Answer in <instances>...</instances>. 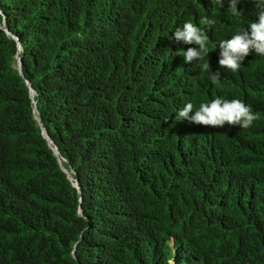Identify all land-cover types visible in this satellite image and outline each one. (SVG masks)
I'll list each match as a JSON object with an SVG mask.
<instances>
[{"label":"trees","instance_id":"16d2710c","mask_svg":"<svg viewBox=\"0 0 264 264\" xmlns=\"http://www.w3.org/2000/svg\"><path fill=\"white\" fill-rule=\"evenodd\" d=\"M237 8L0 0V264H264V56L218 63L257 19ZM201 16L216 23L197 67L174 33ZM216 98L257 120L176 121Z\"/></svg>","mask_w":264,"mask_h":264},{"label":"clouds","instance_id":"9594fccd","mask_svg":"<svg viewBox=\"0 0 264 264\" xmlns=\"http://www.w3.org/2000/svg\"><path fill=\"white\" fill-rule=\"evenodd\" d=\"M253 2L259 10L256 21L250 22L247 28L232 36L231 39L218 42L219 69L235 73L252 52L258 56H264V3H260L259 0H253ZM215 3L216 0H211V4L215 5ZM239 3L241 0H228L229 11L237 16L242 15L237 8ZM215 23L214 19L201 16L199 26L189 20L176 29L174 39L177 42L195 45L187 51H181L186 63L196 61V66L201 67L198 62L209 56L208 30L212 29ZM202 68L207 69L208 79L212 84L215 85L221 79V71H212L209 63L204 64ZM257 118L258 114L243 101L239 99L228 101L221 98H216L211 103H202L199 110L195 111L193 103L188 102L175 114L176 121L187 120L198 126L212 128H223L227 125L249 129Z\"/></svg>","mask_w":264,"mask_h":264}]
</instances>
